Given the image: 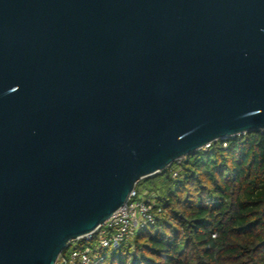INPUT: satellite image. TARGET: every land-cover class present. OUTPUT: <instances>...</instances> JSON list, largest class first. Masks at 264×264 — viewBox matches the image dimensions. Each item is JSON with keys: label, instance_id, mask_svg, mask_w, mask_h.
Segmentation results:
<instances>
[{"label": "water", "instance_id": "95a60500", "mask_svg": "<svg viewBox=\"0 0 264 264\" xmlns=\"http://www.w3.org/2000/svg\"><path fill=\"white\" fill-rule=\"evenodd\" d=\"M264 131V0H0V264H57L138 182Z\"/></svg>", "mask_w": 264, "mask_h": 264}, {"label": "trees", "instance_id": "16d2710c", "mask_svg": "<svg viewBox=\"0 0 264 264\" xmlns=\"http://www.w3.org/2000/svg\"><path fill=\"white\" fill-rule=\"evenodd\" d=\"M143 185L160 195L156 222L117 250L96 249L91 264H264V131L216 140Z\"/></svg>", "mask_w": 264, "mask_h": 264}, {"label": "built area", "instance_id": "2783aa9c", "mask_svg": "<svg viewBox=\"0 0 264 264\" xmlns=\"http://www.w3.org/2000/svg\"><path fill=\"white\" fill-rule=\"evenodd\" d=\"M209 146L210 144L202 149H207ZM173 174L177 176L178 172ZM159 196L157 191L140 192L135 189L122 207L117 209L94 233L84 237L87 241H91L96 235L97 239L93 244L90 242L85 246L77 245L69 257H61L60 263L91 264V256L96 249L117 250L123 243L132 240L141 229L156 222L155 210ZM157 211L160 212L161 208ZM79 239L73 241L77 242Z\"/></svg>", "mask_w": 264, "mask_h": 264}, {"label": "rangeland", "instance_id": "374dc122", "mask_svg": "<svg viewBox=\"0 0 264 264\" xmlns=\"http://www.w3.org/2000/svg\"><path fill=\"white\" fill-rule=\"evenodd\" d=\"M185 157H183V158H181V159H179L180 161L182 160V159H184ZM175 172H177V171H175ZM174 175V174H173ZM175 177V176H174ZM148 178V177H147ZM145 179V178H144ZM156 185H159V186H161V187H163V185H164V181H163V178L161 177V178H158L157 180H156ZM149 188V185H147V186H145V185H143V186H141V188H139V191L140 192H144V191H146V190H149L148 189ZM71 252H72V248H68L67 249V256L69 257L70 256V254H71ZM58 262V261H57Z\"/></svg>", "mask_w": 264, "mask_h": 264}]
</instances>
